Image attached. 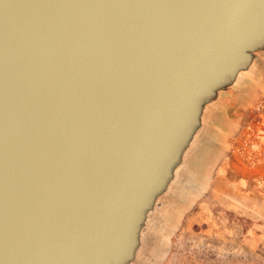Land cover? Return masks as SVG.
Segmentation results:
<instances>
[{
  "label": "water",
  "instance_id": "water-1",
  "mask_svg": "<svg viewBox=\"0 0 264 264\" xmlns=\"http://www.w3.org/2000/svg\"><path fill=\"white\" fill-rule=\"evenodd\" d=\"M264 92V0H0V264H152Z\"/></svg>",
  "mask_w": 264,
  "mask_h": 264
},
{
  "label": "rangeland",
  "instance_id": "rangeland-1",
  "mask_svg": "<svg viewBox=\"0 0 264 264\" xmlns=\"http://www.w3.org/2000/svg\"><path fill=\"white\" fill-rule=\"evenodd\" d=\"M245 108L162 232L152 264H264V120Z\"/></svg>",
  "mask_w": 264,
  "mask_h": 264
},
{
  "label": "built area",
  "instance_id": "built-area-1",
  "mask_svg": "<svg viewBox=\"0 0 264 264\" xmlns=\"http://www.w3.org/2000/svg\"><path fill=\"white\" fill-rule=\"evenodd\" d=\"M253 113L261 120H264V92L261 93L259 99L252 108Z\"/></svg>",
  "mask_w": 264,
  "mask_h": 264
}]
</instances>
